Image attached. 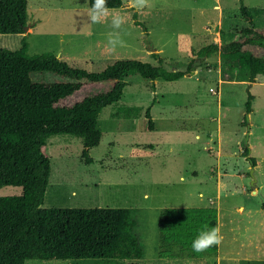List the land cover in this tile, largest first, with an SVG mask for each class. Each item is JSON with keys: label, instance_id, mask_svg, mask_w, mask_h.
Segmentation results:
<instances>
[{"label": "rangeland", "instance_id": "obj_1", "mask_svg": "<svg viewBox=\"0 0 264 264\" xmlns=\"http://www.w3.org/2000/svg\"><path fill=\"white\" fill-rule=\"evenodd\" d=\"M27 1L28 25L33 27L25 35H0V49L19 50L27 38L29 56L53 53L69 67L91 73L128 60L186 71L190 58L181 50L183 44L196 51L211 44L224 45L249 26L240 11L241 2L257 27L264 28V0H127L100 23L88 19L87 0ZM113 13L125 18L117 30L123 44L114 49L107 44ZM134 14L146 25L147 35L135 24ZM222 68L223 58L217 55L175 82L132 76L123 97L100 114L98 130L103 138L91 152L90 165L82 156V139L50 137L51 178L43 208L138 210L144 261L149 243L159 240L164 207L199 206L210 198L218 203L220 258H191L183 264H264V203L258 194L260 190L264 196V76L252 83L223 82ZM34 80L53 83L62 79L45 73L36 74ZM248 89L254 97L249 115ZM151 106L153 130L145 117ZM136 150L154 155L134 157ZM249 158L258 163L253 175ZM22 193L20 187L0 189V197ZM122 262L128 261L28 260L26 264Z\"/></svg>", "mask_w": 264, "mask_h": 264}, {"label": "trees", "instance_id": "obj_2", "mask_svg": "<svg viewBox=\"0 0 264 264\" xmlns=\"http://www.w3.org/2000/svg\"><path fill=\"white\" fill-rule=\"evenodd\" d=\"M126 2L107 0V7L120 9ZM240 11L249 26L236 32L233 40L199 51L189 44L181 46L190 58L186 71L128 60L91 73L69 67L53 53L29 56L27 38L19 50L0 49V189H23L20 196L0 197V264H26L28 260L142 264L144 250L135 233L132 209L43 208L51 178L47 140L58 135L82 139L83 159L92 164L91 152L103 138L98 130L100 114L123 97L134 75L152 82H175L199 70L205 59L221 55L223 81L252 83L264 76V28L257 27L243 2ZM134 20L147 35L146 25L135 14ZM28 23L27 0H0V35H25ZM154 57L159 59L158 54ZM45 73L62 80H34L36 74ZM253 101L248 89L247 115L253 112ZM151 112L152 106L145 117L153 130ZM132 155L152 157L154 153L136 150ZM249 161L258 165L253 158Z\"/></svg>", "mask_w": 264, "mask_h": 264}, {"label": "crops", "instance_id": "obj_3", "mask_svg": "<svg viewBox=\"0 0 264 264\" xmlns=\"http://www.w3.org/2000/svg\"><path fill=\"white\" fill-rule=\"evenodd\" d=\"M182 180H184V177H182ZM204 197V194L201 193L200 199L203 200ZM145 198L150 199L148 194H145ZM217 204L216 201L209 198L208 203H202L199 206L164 207L158 223L159 240L158 242L149 243L148 258L144 261L146 248L139 232L140 223L136 217L138 210L132 209L133 218L137 223L135 233L144 250V257L140 262L142 264H150L149 260H152V264H183L184 262L191 261V258L200 261L206 260L209 257H212L215 261L218 260L220 258V243L200 253L194 252L191 248V242L199 231L219 225ZM209 249L211 250L210 253ZM169 255L174 258L168 257ZM217 256L218 259L215 258ZM176 258L177 261L174 260Z\"/></svg>", "mask_w": 264, "mask_h": 264}, {"label": "clouds", "instance_id": "obj_4", "mask_svg": "<svg viewBox=\"0 0 264 264\" xmlns=\"http://www.w3.org/2000/svg\"><path fill=\"white\" fill-rule=\"evenodd\" d=\"M88 19L92 23H100L109 15L110 9L107 7V0H87L86 5H89ZM125 23V18L122 15L113 13L111 16V28L113 31L107 33V44L111 48H116L122 45L123 41L120 39V30ZM172 209V208H171ZM222 240L219 225L205 228L198 232L196 237L191 242V248L194 252L200 253L213 245H218Z\"/></svg>", "mask_w": 264, "mask_h": 264}, {"label": "water", "instance_id": "obj_5", "mask_svg": "<svg viewBox=\"0 0 264 264\" xmlns=\"http://www.w3.org/2000/svg\"><path fill=\"white\" fill-rule=\"evenodd\" d=\"M126 1H127V0H126ZM32 27H33V25H31V24H30V25H27V26L25 27V32H28ZM194 73H195V72H193V74H194ZM248 129H249V128H248ZM248 138H249V137H247L246 143H248ZM254 172H255V167L253 166V169H252V171H251L252 175L254 174ZM251 187H252L253 191H255V190L258 189V186H257V180H256V179H254V180L252 181ZM258 194H259L260 198L262 199V202L264 203V196L262 195V193H261L260 190H258Z\"/></svg>", "mask_w": 264, "mask_h": 264}]
</instances>
